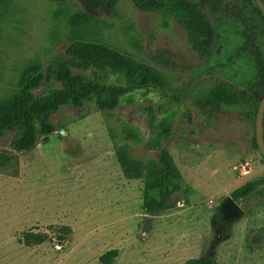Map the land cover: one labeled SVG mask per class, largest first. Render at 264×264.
Returning <instances> with one entry per match:
<instances>
[{"label": "rangeland", "instance_id": "374dc122", "mask_svg": "<svg viewBox=\"0 0 264 264\" xmlns=\"http://www.w3.org/2000/svg\"><path fill=\"white\" fill-rule=\"evenodd\" d=\"M192 1L213 26L205 54L174 16L143 11L133 0H117L113 8L108 0H0V101L20 90L29 64L47 68L76 39L146 62L170 86L134 91L113 110L64 106L52 117L58 130L49 142L40 139L28 151L12 147L17 130L3 137L0 264H102L100 256L112 248L119 249L112 264H184L205 253L221 264H264V185L228 205L233 190L264 178L252 116L264 93V72L258 74L253 55L257 48L264 59V15L252 0H217L218 9ZM78 12L90 21L74 25ZM225 90L244 99L211 100ZM147 106L158 119L172 117L165 144L191 187L188 201L178 193L174 206L157 215L143 212L144 179L126 177L116 154L127 145L137 158L158 157L146 146ZM127 127L142 139L127 138ZM245 161L250 174L241 176Z\"/></svg>", "mask_w": 264, "mask_h": 264}, {"label": "trees", "instance_id": "16d2710c", "mask_svg": "<svg viewBox=\"0 0 264 264\" xmlns=\"http://www.w3.org/2000/svg\"><path fill=\"white\" fill-rule=\"evenodd\" d=\"M133 1L135 6L143 11H162L174 16L187 29L192 46L201 54L207 53L214 31L198 2ZM205 2L218 9L217 0ZM116 3L117 0H108L111 8ZM254 4L262 14L255 1ZM88 21L90 15L83 12H78L71 18L74 25H82ZM253 55L260 75L264 72V59L257 48H254ZM88 71L91 74H87ZM43 86L47 87V90L41 95H36L35 90ZM257 87L255 82L248 88L254 90ZM168 88L170 86L164 74L156 67L138 61L106 44L76 39L68 45L65 54L50 61L47 68L40 62L29 64L22 76L20 90L11 98L0 101V141L8 132L17 130L12 147L19 152L28 151L35 147L40 139L43 143L49 142L50 136L58 130L52 117L64 106L79 108L93 103L101 110H113L121 104L124 97L134 91H144V94H148L151 90L166 91ZM262 96L264 97V93ZM210 98L217 104L230 105L241 102L244 95L225 90L211 93ZM255 101L259 105L261 100ZM145 110L149 115L151 128L146 146L156 149L158 157L145 160L137 158L127 145L117 146L116 154L126 177L144 179L143 212L147 215H157L174 206L173 198L178 193L183 192L188 201L191 187L185 184L183 175L165 144L173 133L172 117L158 119L152 106L145 107ZM257 111L258 109L252 114L254 119ZM125 132L129 139H142L141 132L136 128L127 127ZM254 146L258 149L256 136ZM262 185L264 178L247 181L233 190L231 196L238 201L256 192ZM118 256L119 249L112 248L100 256V262L112 264ZM184 264L221 263L213 254L205 253L187 260Z\"/></svg>", "mask_w": 264, "mask_h": 264}, {"label": "water", "instance_id": "95a60500", "mask_svg": "<svg viewBox=\"0 0 264 264\" xmlns=\"http://www.w3.org/2000/svg\"><path fill=\"white\" fill-rule=\"evenodd\" d=\"M262 14L264 15V2L263 0H254ZM256 142L260 153L264 157V97L261 99L257 115H256V126H255ZM228 205L238 206L237 202L232 198L228 197Z\"/></svg>", "mask_w": 264, "mask_h": 264}, {"label": "built area", "instance_id": "2783aa9c", "mask_svg": "<svg viewBox=\"0 0 264 264\" xmlns=\"http://www.w3.org/2000/svg\"><path fill=\"white\" fill-rule=\"evenodd\" d=\"M241 169H239L238 167H236V169L238 168L240 170V175L241 176H245L250 174V170H249V163L248 162H244L241 164Z\"/></svg>", "mask_w": 264, "mask_h": 264}]
</instances>
